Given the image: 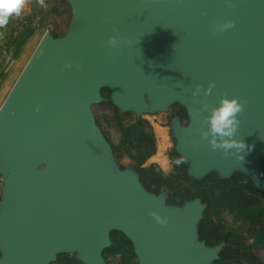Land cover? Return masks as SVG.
Listing matches in <instances>:
<instances>
[{
  "label": "water",
  "instance_id": "obj_1",
  "mask_svg": "<svg viewBox=\"0 0 264 264\" xmlns=\"http://www.w3.org/2000/svg\"><path fill=\"white\" fill-rule=\"evenodd\" d=\"M64 1L65 34L43 35L0 107V264H106L112 233L136 264H218L224 243L198 236L205 203L150 193L118 165L92 107L104 90L136 119L179 105L187 122L169 130L186 176L238 173L263 193L264 0ZM222 98L246 101L233 138L253 146L243 160L205 138Z\"/></svg>",
  "mask_w": 264,
  "mask_h": 264
},
{
  "label": "rangeland",
  "instance_id": "obj_2",
  "mask_svg": "<svg viewBox=\"0 0 264 264\" xmlns=\"http://www.w3.org/2000/svg\"><path fill=\"white\" fill-rule=\"evenodd\" d=\"M70 20V8L64 0H25V8L19 17L10 18L7 25L0 28V107L7 98L13 85L35 51L37 45L45 33L53 37H61L65 34ZM28 26L32 33L18 44V35ZM102 104L92 107V112L98 127L115 150V160L121 168H151L163 179H167L157 192L149 183H145L152 194L166 192V203L173 206L182 205L191 198L204 199L216 204L219 202L218 219L209 215L206 223L207 233L204 241L208 246L219 243L215 237L226 233L232 235L231 239H242L243 243L250 247V252L261 264H264V244L255 242L254 230L247 221H243L236 211L228 208L222 199L220 185L213 181V176L202 181L192 182L186 180L183 172L186 171V163L176 166L174 160L179 158L174 152V140L170 135L169 121L178 118L182 124L187 119L184 109L179 105L172 106L166 113L144 115L140 118L145 122L144 131L151 134L154 141V153L145 161L140 162L135 152L138 136L130 134L129 140L124 141L125 129L134 125V114L130 113L123 120H117L110 103L108 91H102ZM121 121V122H120ZM132 140V141H131ZM135 147V148H132ZM144 154V151H143ZM135 157V161L133 160ZM140 162V164H139ZM1 186V179H0ZM1 198V196H0ZM255 206L264 209V192L256 198ZM219 206V205H218ZM264 226V216L260 219ZM230 246H234L231 244ZM106 264H136L135 257H129L125 253V247H118L117 252L104 256ZM229 264H247L244 260L233 261Z\"/></svg>",
  "mask_w": 264,
  "mask_h": 264
},
{
  "label": "trees",
  "instance_id": "obj_3",
  "mask_svg": "<svg viewBox=\"0 0 264 264\" xmlns=\"http://www.w3.org/2000/svg\"><path fill=\"white\" fill-rule=\"evenodd\" d=\"M33 29L31 26L26 27L17 37L18 44L24 40L26 37H28L32 33ZM113 107V106H112ZM114 116L117 120H123L125 117H127L130 113H120L116 108L113 107ZM134 125L122 130V134L126 135L124 138V141L129 140L130 134H137L135 142L137 143V148H135V152L138 155L137 159H139L140 162L145 161L148 157L153 155L154 153V141L151 134L146 133L143 129L146 125L145 122L141 121L140 119H134ZM121 122V121H120ZM131 140V141H132ZM113 154L115 156V150L112 148ZM144 151V154H143ZM133 160L135 161V157H133ZM139 162V164H140ZM139 176L140 182L142 185L151 192L145 183H149L154 187V191L157 192L163 183L167 181V179H163L159 176L158 173L154 172L151 168L149 169H143V168H132ZM183 176L186 180H191L192 182H202L211 176H213V181L216 184H219L220 190H222L221 197L222 199L227 203V207L236 211L237 214L240 216V218L243 221H247L248 224L252 227L254 230V238L255 242L259 244H264V226L261 225V217L264 216V209H259L255 206V203L257 202L256 198L259 196V192L253 187L251 182L243 175L241 174H233L232 177L228 180H220L216 177L214 174L208 175L206 178H204L201 181L193 180L186 176V171L183 172ZM193 199V198H191ZM190 200V199H189ZM203 203L206 205V209L203 213V217L201 221L198 224V236L201 240L206 241L205 239L207 233L206 223L209 221L211 216L217 217L218 219V210L220 208L219 202H216V204H213L212 202L206 201L204 199H201ZM219 205V206H218ZM232 235L230 233H226L223 236L215 237L219 242L224 243V247L222 251L220 252L219 259L217 261L218 264H229V259H232L233 261L236 260H244L247 264H261L255 257L251 255L250 247L246 246L242 239L239 238L232 240ZM111 242L112 245L109 249L103 252V256L107 254H111L113 252L118 251V247H125V253L129 257H133V251L132 246L130 242L120 233H112L111 234ZM207 242V241H206ZM231 244H234V246H230ZM208 245V244H207ZM53 264H82L79 261H77L74 257V255H68V254H61L57 256L56 261Z\"/></svg>",
  "mask_w": 264,
  "mask_h": 264
},
{
  "label": "clouds",
  "instance_id": "obj_4",
  "mask_svg": "<svg viewBox=\"0 0 264 264\" xmlns=\"http://www.w3.org/2000/svg\"><path fill=\"white\" fill-rule=\"evenodd\" d=\"M25 8V0H0V28L8 24L10 18L19 17ZM226 28H231L232 24L225 25ZM118 40L110 38L107 44L110 48L117 46ZM199 89L193 92L197 95ZM246 101H239L237 98H222L217 107L212 109L207 117L208 132L205 138L208 139V144L212 150H220L221 152L233 155L239 160H243L240 153H250L252 145H246L243 140L233 139L238 131L240 121L237 119L238 114L242 111V105ZM219 141V142H218ZM186 163L183 157L174 160L176 166ZM161 225L166 223V220L155 217Z\"/></svg>",
  "mask_w": 264,
  "mask_h": 264
}]
</instances>
